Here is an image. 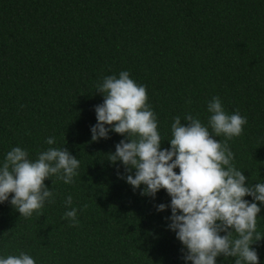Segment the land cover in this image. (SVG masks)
Masks as SVG:
<instances>
[{
  "label": "trees",
  "instance_id": "16d2710c",
  "mask_svg": "<svg viewBox=\"0 0 264 264\" xmlns=\"http://www.w3.org/2000/svg\"><path fill=\"white\" fill-rule=\"evenodd\" d=\"M122 71L146 87L161 149L170 148L176 116L186 124L190 113L207 126L213 97L227 113L239 111L247 124L228 141L232 163L246 184L264 183V0H0V165L14 147L35 160L65 146L80 160L73 183L45 180L54 202L42 215L25 218L0 203V258L23 252L36 264H185L184 246L167 227L170 207L156 209L170 204L166 190L142 196L118 177L124 167L107 154L123 136L91 140L95 106L104 101L96 85ZM68 196L76 226L63 218ZM253 248L264 264V239ZM234 259L221 255L217 264Z\"/></svg>",
  "mask_w": 264,
  "mask_h": 264
},
{
  "label": "clouds",
  "instance_id": "9594fccd",
  "mask_svg": "<svg viewBox=\"0 0 264 264\" xmlns=\"http://www.w3.org/2000/svg\"><path fill=\"white\" fill-rule=\"evenodd\" d=\"M96 89L104 101L95 106L97 123L91 126V140L108 139L110 132L120 134L124 138L115 145V152L107 154L112 164L119 161L124 167L125 174L118 171V177L133 191L140 190L142 196L155 198L161 189L166 190L170 204L160 203L156 209L162 212L170 207L167 227L184 246L185 264H217L221 255L235 258L234 264H259L253 245L264 239L257 231L264 183L246 184L247 177L232 163L234 153L228 144L243 133L247 118L239 111L227 113L221 99L213 97L207 104L211 114L207 126L190 113L183 117L186 124L176 116L171 124L170 148L161 149L162 137L156 114L147 103L145 86L122 71L118 78L104 77ZM219 136L225 137L223 142L216 139ZM55 142L54 137L46 139L48 145ZM79 167L80 160L65 146L49 147L35 160L29 159L27 150L14 147L0 165V203L9 202L25 218L34 212L42 215L45 202H54L45 180L55 176L71 184ZM9 194H14L10 200ZM64 203L70 210L63 218L70 220L71 226L78 225L72 197ZM0 264L36 262L22 252L0 258Z\"/></svg>",
  "mask_w": 264,
  "mask_h": 264
}]
</instances>
